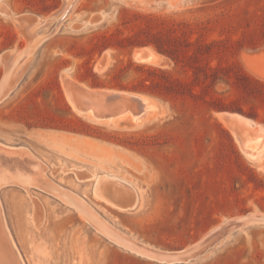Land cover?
Masks as SVG:
<instances>
[{
  "label": "rangeland",
  "instance_id": "obj_1",
  "mask_svg": "<svg viewBox=\"0 0 264 264\" xmlns=\"http://www.w3.org/2000/svg\"><path fill=\"white\" fill-rule=\"evenodd\" d=\"M27 47L0 102V142L30 150L47 181L93 219L55 186L2 185L21 264H264L260 221L215 235L179 263L123 247L108 229L176 252L230 219L264 216V156L250 159L220 117L264 127V0H0V81L7 54ZM141 48L157 61L138 60ZM68 82L138 94L152 106L136 119L97 122L74 108ZM103 174L132 185L136 206L98 197ZM0 246V264H17Z\"/></svg>",
  "mask_w": 264,
  "mask_h": 264
},
{
  "label": "bare ground",
  "instance_id": "obj_2",
  "mask_svg": "<svg viewBox=\"0 0 264 264\" xmlns=\"http://www.w3.org/2000/svg\"><path fill=\"white\" fill-rule=\"evenodd\" d=\"M69 5L63 10V12L66 15L71 11V8L73 7V5H70V6ZM34 21L38 22L39 19L36 18ZM45 21L46 20H42V21L40 20L38 23L45 24ZM136 58L138 60L152 62V61H157L158 56L155 53V51L150 48L148 49L141 48L136 52ZM81 86L86 89H89L88 87L84 85H81ZM89 90L105 93V96H104L105 107L103 111H106V113H103L102 115L98 116L94 114L91 109H83L81 107H78L72 99L71 90H70V95L69 94L68 95L70 96L69 98L70 102H72L75 109H77L81 113H85L91 119L93 118L97 120V122H101L105 119L109 123L114 120L122 119L123 117H125V115L128 116L127 115L128 113H130L133 116V119H136V117L139 114H141L147 108L152 106V104H150L149 100L145 96H141L138 94L121 92V91H116V90H111V89H108V90L103 89L104 90L103 91V90H94L91 88ZM220 117L222 120H224V122H226L231 127L239 145L241 146L242 150L246 153V155L250 159L252 160L263 159L264 154L262 153L264 151V148H263V145H262L263 149L258 148L259 147L258 144L264 138V127L256 124L254 121L250 119L242 117L239 114L222 113L220 114ZM28 151L26 148L22 146H9V145H6L0 142V188L2 185H5V184H15V185L21 186L22 188L30 192L32 188H38V189L45 190L44 189L45 187L42 186L44 184L48 188L53 189L54 186H52V184H50L49 181H47L48 179L45 176L46 167L44 166L42 162L33 158L31 156V152L29 153ZM88 177L89 176H87V178ZM96 181L97 182H95L96 185L94 187V190H95V194L98 197L105 199L107 202H109L110 204L120 209H125V208H128L129 206L130 207L136 206L137 199H138V193L135 190V188L132 185H130L128 182L121 180L120 178L116 176L109 175V174H103V176L98 177ZM46 191L48 190L46 189ZM66 196H67V199L64 201H66V203L73 206L79 212L81 216H83L85 219L88 218L90 221L91 219H93V216L90 211L83 208V206H81L79 202H75V200H72L73 197L71 198L68 194ZM131 196L134 197L133 202H131V204H126L127 200ZM254 216H256V218L253 221L245 222V223H242V222L232 223L231 221H233L234 218L230 219L227 222L214 227L213 229L211 228V230L208 233H206V236H210L214 234L217 235L224 231L226 233H229L232 230H235L239 227H243L255 221L264 222V216H257V215H254ZM98 228L96 226V229ZM101 228L103 229V227ZM1 242L6 249V252L9 258L8 260H11L12 262L16 261L17 264H21L22 263L21 253L19 252L16 246V243H15V240L13 239L11 231L8 227V224H7L5 215H4V211L1 205V200H0V243ZM116 242L120 244L121 246L126 247L136 253H140L145 256L158 259L159 261H163L157 257H154L151 254H147L141 251L137 246H132V245H129L128 243H123L121 241H116ZM187 248H189V246ZM176 252H173V253H176ZM11 261H7V262H11Z\"/></svg>",
  "mask_w": 264,
  "mask_h": 264
},
{
  "label": "water",
  "instance_id": "obj_3",
  "mask_svg": "<svg viewBox=\"0 0 264 264\" xmlns=\"http://www.w3.org/2000/svg\"><path fill=\"white\" fill-rule=\"evenodd\" d=\"M67 15L63 14L61 19H65ZM27 51H28V47L25 48L22 53L16 56L7 54V57L9 58L8 67L0 81V102L7 96L8 92L15 85L16 80H17V77L15 76V73H16L15 69L18 63H20L24 59V57L27 55ZM67 85H68V90H71L72 99L78 107H81L83 109H91L93 113L98 116L102 115L103 113H106V111H103L105 107V103H104L105 93L104 92L91 91L73 82H68ZM96 89H99V88H96ZM52 183L55 186V192L57 194L67 197L66 195L68 194V192H66L65 189L61 187V185L54 183V182ZM255 218L256 216L252 214H248L240 218H235L231 222L232 223H239V222L245 223V222L253 221ZM109 227H110L108 228L110 230L109 233L114 237V239L121 241L123 243H128L129 245H132V246H137L141 251L147 254H151L154 257H157L169 263L185 262L187 260H191L195 258L196 256L199 255V253H201L206 243L215 236V234L210 235V236H205L203 239L199 240L196 244H193L191 247L189 248L185 247L179 250H175L178 252L173 253V252L156 251L151 248L145 247L143 243L136 242L133 239L128 238L127 236L119 235V232L114 227L110 225Z\"/></svg>",
  "mask_w": 264,
  "mask_h": 264
}]
</instances>
